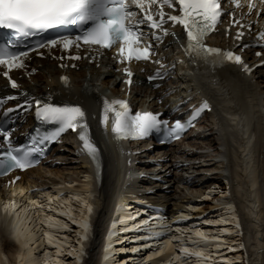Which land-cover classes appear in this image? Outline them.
Returning <instances> with one entry per match:
<instances>
[{
    "label": "bare ground",
    "instance_id": "bare-ground-1",
    "mask_svg": "<svg viewBox=\"0 0 264 264\" xmlns=\"http://www.w3.org/2000/svg\"><path fill=\"white\" fill-rule=\"evenodd\" d=\"M54 72L52 68V73ZM81 76L80 74L78 77ZM214 77L217 79V76ZM212 78L213 77L210 76V79L206 82L207 84L203 82L205 80L203 76L193 79V81L198 82L199 86H201L204 91L206 90L204 86H214L217 89L216 93L212 91L209 95L213 99L214 104L217 105V108L213 110L212 114L206 118L211 122V127H202V124H200L197 131L191 136V140L193 139L194 143L188 141L181 144V147L178 146L177 148H171L167 151L166 149L155 150L154 153L148 154L147 156L149 158L146 161L148 163L144 171L152 175V177H154L153 173H157L155 177L158 180L165 181L169 179L168 181L171 183H177L176 191L180 184H185L186 186L195 185V187H197L198 183H200V181L197 183V180L200 178L197 176L195 177V175L187 174V170V172L184 171L185 168H187L197 172L195 165L199 162L198 160L205 159L207 156H216L215 154V156H212L213 154L209 155L206 151L204 152L205 149H208L205 148L204 145H207L215 149L217 157H226L228 163L225 164H227V168L230 169L228 176L221 170V173L216 176L206 177L204 185L207 186V188L198 190L197 194L199 197L192 196V199L185 197L184 200L175 202V194V197L179 196L176 191L174 194H167L168 192L165 193L164 191H156L154 193V182H150V179L149 182L140 185L142 188L139 194H141L143 200L151 203L155 207H162L167 214H175L179 211L178 213H180L182 219L184 217V222L195 217L202 219L208 211H211V217L215 220L202 222L196 219L195 224L200 222L198 226L202 227L196 230L193 229L194 226L185 224L177 227V234H175L172 239H174V243L177 242V239L181 242L182 239H184L185 245H183V249L180 245H176V248L181 252L174 256L175 252L173 254L174 258H172V255H170V258H163V263L159 261L145 263L143 261V264H189L186 261L190 258L195 259V261L188 260L190 263L193 262L192 264H241L242 262L244 264L246 260L247 264H264V90L262 86L252 84L247 79H241L236 74L230 79L222 80V82L217 81V83H215L217 86L214 85ZM180 94L183 96L185 95L186 98L190 95L186 91H181ZM233 116H237L240 120L236 117L232 118ZM201 141L207 142L204 144V142ZM190 148L191 151L189 152ZM161 154L167 157L171 154L169 157L170 159L167 157L162 158ZM61 156H65L68 163L75 162L74 169L76 171H72L74 172L73 176L75 175L74 177L76 178L70 176L69 178H66V176L64 177L59 170L61 167L54 166L57 161L55 160L53 163L48 164L46 168L41 167L27 173L24 179L28 187L32 189L36 187H46L44 183L55 189H59L54 186L61 184L75 197H79V214L75 219L70 216L74 211L70 206L74 197L70 196L67 200H63L61 204L65 208L61 207L59 208V212L57 211V214L48 213L44 216L45 218H43V221L47 222V225L51 228L48 233V241L44 242L41 239H37L36 230L33 231L32 228L27 225L28 223L23 214L18 215L14 213L15 209L5 210V213L0 212V219L3 222V226L0 228V238L6 241V257L4 258L5 253L0 249V264H65L64 262L67 261H73L68 264H115L116 258H114L115 251L113 245L116 241L114 236L117 233L114 235L111 234L106 239L107 245L106 249L103 251L104 241L101 237L102 235H100L96 241L91 240L89 235V224L86 219L82 220L80 217L84 214V208L87 206V202L91 205L89 198L95 196L90 195V192L97 190V192H99V198L96 204L99 201L97 211L100 212L96 219L97 225L101 232L107 227L114 212L115 204L118 202L116 200L117 194L123 187V167H115L114 158L112 155H109L107 157L105 176L102 183L103 187L98 191V185L93 182L91 177L90 172L92 171L86 169L85 159L80 157L78 152L69 145H65L64 153H62ZM162 159H164V161L169 159V161L161 163L160 161H162ZM145 160L144 158L143 161ZM185 163H187V166L185 168H180L179 165ZM215 165L218 164L216 163ZM155 166H158L160 169H155ZM205 166L206 165H204V167ZM48 175H50L51 178L49 182H40V179ZM82 178L84 179V181L82 180L83 182L80 181ZM225 180H227L228 183L224 184ZM74 181L80 182L76 183L80 185L78 188H76ZM228 184L229 190L232 193L228 195L229 198L228 196L211 198L215 203H211L210 206H205V208L202 207L201 211H198L197 206H191L195 199L205 196L206 192L212 187L218 189L219 192L221 190H227V192H229L227 188ZM22 185L23 183L21 182L18 190L23 189L25 192L26 188ZM24 192L20 194H24ZM208 195L212 197L211 192ZM36 196L35 193L28 191L25 200L35 198ZM11 197L9 193H0L1 201H9ZM57 199L58 198H54L49 201L58 202L56 201ZM204 199L205 198H203V200ZM138 202H141V200ZM194 202L198 201L196 200ZM202 204L197 205L203 206L204 204ZM170 205H172L173 210ZM236 208L240 210L242 216L241 224L238 221L239 215L235 213ZM189 209L197 211H190ZM139 212L140 209L136 210L135 214H139ZM65 213H67L66 217L72 219V223L78 224L80 228L73 227L69 221H65L64 218H61L60 215H64ZM118 213L123 214L124 212L120 210ZM182 219L181 221H183ZM216 221L219 225L210 230V228H212L210 225ZM72 227L76 231L75 234H77L78 239L76 240L74 238V240H76L74 244L73 241L71 242L74 245V250L73 248L72 250L70 249L71 251L67 252V254L66 241L68 238L65 240L61 236L68 234ZM241 228L244 229L245 232L243 239L241 238L243 234L240 231ZM185 229L189 230L184 234L183 232ZM201 229H206L207 231L203 232ZM210 231L214 232L213 236L209 234ZM187 233H191V235L187 236ZM227 237L233 238L234 240L233 242H229L230 248L228 250L230 252H228V254H222L217 257V255L214 256L208 253L207 250L215 245L219 238H224L225 240ZM234 242L235 245H232ZM244 242H246L247 245ZM31 244L35 246L31 247ZM91 244L93 251L92 253L87 252L89 256L87 259L86 249H88ZM127 244L132 246L131 248L124 247L123 249L125 253L126 251L130 253L128 257H124L125 260H129V262H127L128 264L150 252L147 250L139 255H135L134 253L145 244L133 243L132 245L130 242ZM169 244L170 248L173 249L175 247L172 240H169L163 249ZM47 246H50L51 249ZM220 248H222V246L217 247L216 252H220ZM243 248H246L245 252L241 251ZM54 249H56V251H53ZM88 251L90 250L88 249ZM163 252L164 250L161 253ZM67 255H70V257ZM129 258H134V260L132 261V259ZM202 260H204L205 263H202ZM145 261L147 262V260ZM122 263H124V260Z\"/></svg>",
    "mask_w": 264,
    "mask_h": 264
},
{
    "label": "snow or ice",
    "instance_id": "snow-or-ice-1",
    "mask_svg": "<svg viewBox=\"0 0 264 264\" xmlns=\"http://www.w3.org/2000/svg\"><path fill=\"white\" fill-rule=\"evenodd\" d=\"M258 2L261 13L257 14L260 15L264 13V0ZM228 5H233L234 10L226 11ZM256 6L257 0H248V13L252 14ZM241 8V0H0V75L7 80L11 89H18L19 85L11 73L14 70L26 71L29 75L34 73L35 69L29 71L27 63L31 53L43 55L40 49L57 47H62L64 51L75 48L79 52L84 46H87L85 51L95 50L100 55H103L101 50L116 46L119 51L115 59L121 63L151 61L162 69L166 67L164 63L154 59L158 54L155 45L161 43L164 37L175 36V32L170 30L177 26L186 35L187 42L181 47L191 63L208 66L213 72L227 64H234L250 74L251 69L241 55L206 43L210 35L218 31V25L225 16L231 17L229 32L231 27L237 25L251 32V25L241 24L235 16V10ZM69 31L75 34H65ZM244 35L243 30L237 31L235 40H242ZM175 38L179 40V37ZM255 39L257 46L264 48V30L259 31ZM250 46L240 45L241 51ZM256 55L261 56L262 53L258 51ZM68 59L80 60L82 57L70 55ZM71 66L76 67L75 64ZM175 66L171 65L173 70ZM124 72L127 77L125 83L131 85L133 72L129 68H125ZM170 74L158 70L149 76V81L163 79ZM60 80L63 87L70 88L68 77L62 76ZM23 95L28 102L20 107L31 108L34 105L37 117L56 127L51 134L33 137L28 145L14 146L12 132L0 125V176L33 167L39 163L38 158L45 154L43 145L56 141L68 131L76 133L85 154L93 161L97 160L99 148L92 139L87 115L81 107L53 105L38 98L28 100L27 93ZM17 99L12 95L0 98V109L4 108L6 101ZM206 110L211 111V107L207 101H203L189 113L190 119L186 122L177 119L170 124L152 112L132 115L127 101L103 98L101 125L107 136L111 114V132L118 142L140 140L154 131H163L167 138L179 140L182 133L193 126ZM13 111L9 108L2 114L8 117Z\"/></svg>",
    "mask_w": 264,
    "mask_h": 264
},
{
    "label": "rangeland",
    "instance_id": "rangeland-1",
    "mask_svg": "<svg viewBox=\"0 0 264 264\" xmlns=\"http://www.w3.org/2000/svg\"><path fill=\"white\" fill-rule=\"evenodd\" d=\"M177 82H178V80H177ZM174 87H176V83H174ZM202 126H209V127H207V128H210L211 127V123L208 121V120H206L205 122H204V124H202ZM207 130H209V129H207ZM189 142H193L194 143V141H193V139L191 140L190 139V141ZM201 142H204V141H201ZM207 142V141H206ZM206 142H204V144L206 143ZM204 147L205 148H208L207 150L205 149L204 150V152L206 151L209 155H212V156H215V157H208L207 155V158H205V159H202V160H207L208 158H210V159H208L207 161H202V160H198L199 162L197 163V165H195L196 166V169H197V172L195 171V170H187V169H185V171L184 172H187V174H190V175H195V177L197 176L198 178H200V179H198L197 180V183L200 181V183H198V186L197 187H195V185H191V186H186L185 184H180L178 187H177V191L175 190L176 189V185H178L177 183L176 184H173V183H171L170 181H168L169 179H167V180H163V183H161L156 177H155V174H157V173H153V176L154 177H152V175H151V180H150V182H154V193L157 191V192H160V191H164L165 193L166 192H168L167 194H174V192L176 191V193H177V195H179V196H177V197H175L176 196V194H175V196H174V199H175V202H177L178 200H184V198L186 197V198H188V199H192V196H195V197H199L198 196V194H197V191L198 190H201V189H206L207 188V186H205L204 185V182H205V178L206 177H211V176H216V175H218V174H220L221 173V170H222V172L226 175V176H228V174H229V171H230V169L229 168H227V164H225V163H228V160L226 159V157H217V154H216V152H215V149H212L211 147H209V146H207V145H204ZM191 151V148H190V150H189V152ZM214 151V152H213ZM215 154V155H214ZM213 158V159H212ZM215 162H214V161ZM201 161V162H200ZM213 161V162H212ZM197 162V161H196ZM203 162V163H202ZM218 164V165H215V164ZM224 164H225V166H224ZM204 165H206L205 167H204ZM57 166H60L61 168H59V170L61 171V173H62V175L65 177L66 176V178H69V176L70 177H73V178H76V177H74L73 176V171L75 170L74 169V166H75V164L72 162V163H68L67 161H65L64 163H59V162H56V165H55V167H57ZM223 166V167H222ZM156 168L155 169H160L158 166H155ZM216 168H219V169H216ZM161 169H162V166H161ZM73 170V171H72ZM187 170V171H186ZM206 170V171H205ZM207 170H208V172H207ZM209 170H210V172H209ZM76 171V170H75ZM72 175V176H71ZM68 176V177H67ZM49 178H50V176H48V177H45V178H42L41 180H40V182H49ZM155 178L157 179V180H155ZM154 179V180H153ZM194 179V178H193ZM47 180V181H46ZM83 180V178L82 179H80V181L81 182H83L82 181ZM196 183V184H197ZM226 183H228V181L227 180H225V182H224V184H226ZM45 185L44 186H49V185H47L46 183H44ZM228 187V190H229V184L227 185ZM212 193V197H210L208 194L209 193ZM213 192H216V193H213ZM194 193V194H193ZM232 193L230 192V190H229V192H227V190H224V191H218V189H215V187H212L210 190H208L207 192H206V195L205 196H203V197H201V198H197V199H195L194 201H198V202H194L193 201V204L191 205V206H197V208H198V211L200 210L201 211V208L203 207V208H205V206H210L211 205V203L212 204H214L215 202H213L212 200L215 198V197H219V198H222V197H227L228 195H231ZM181 196V197H180ZM183 198V199H182ZM203 198H205L204 200H203ZM211 198H213V199H211ZM204 205H203V204ZM78 204H79V197H74L73 198V202H71V204H70V206H71V208H73V212H72V215H70L72 218H76V216L79 214V206H78ZM197 204H202L203 206H198ZM65 208L62 204L60 205L59 204V206L58 207H55V208H50V210L52 211V210H58V212H59V208ZM190 211H197V210H192V209H189ZM57 212V213H58ZM211 211H208V213H210ZM66 214V215H65ZM64 214V216H67V213H65ZM212 215H211V213H210V215H209V221H213V220H215L213 217H211ZM71 221H72V219H70ZM217 222V221H216ZM216 222L215 223H213V224H211L210 226H212V228H210V230L211 229H214L215 227H217L218 225H219V223L217 222V224H216ZM187 230H189V229H185L184 230V234L187 232ZM203 232H206L207 230L205 229V230H203V229H201ZM75 230L72 228V229H70V231L68 232V234H66V235H60L62 238H64L65 240L68 238V240L66 241V243H67V251H66V253L67 252H69V251H71L72 250V248H73V250H74V241L76 242V240L78 239V236H77V234H75ZM209 234L211 235V236H213L214 235V232H209ZM191 235V233H187V236H190ZM67 236V237H66ZM77 236V237H76ZM234 237V236H233ZM74 238L76 239V240H74ZM64 240V241H65ZM73 241V244L71 243ZM233 242L234 240H233V238H229V237H227V238H225V240H224V238H219L218 239V241L216 242V244L215 245H213V246H211L210 248H209V250H207L208 251V253H210L211 255H214V256H216L217 255V257H219V256H221L222 254H228V252H230L228 249L230 248V246H229V242ZM70 242V243H69ZM132 245H133V243L132 242H130ZM69 244V245H68ZM231 244V243H230ZM232 245H235V242L232 244ZM0 246H1V243H0ZM219 246H222V248H220L219 249V251L220 252H216V248L217 247H219ZM124 247H129V248H131L132 246L131 245H128L127 243L126 244H124ZM128 248V249H129ZM69 249V250H68ZM71 249V250H70ZM124 252V251H123ZM122 252V255H121V257L120 258H118L117 259V261H116V263L115 264H128L127 262H129V260H125V258L126 257H128L129 255H130V253L128 252V251H126V253L124 252L123 253ZM128 252V253H127ZM68 254V253H67ZM135 254V253H134ZM135 255H137V254H135ZM68 257H70V255H67ZM125 257V258H124ZM5 258V257H4ZM114 258H116V257H114ZM140 258V259H139ZM138 258V260L136 259L135 261H133L134 260V258H129V259H132V261L133 262H131V263H129V264H143V261H144V258L143 257H139ZM63 259V258H62ZM65 259H67V258H65ZM123 260H124V263H122L123 262ZM142 260V261H141ZM189 261L190 260H194L195 261V259H193V258H190V259H188ZM186 261V262H188L189 264H192L193 262H189V261ZM203 262L202 263H205V261L204 260H202ZM73 261H67V262H64L65 264H68V263H72ZM205 264H208V263H205Z\"/></svg>",
    "mask_w": 264,
    "mask_h": 264
}]
</instances>
